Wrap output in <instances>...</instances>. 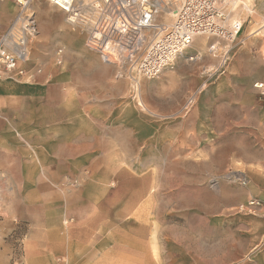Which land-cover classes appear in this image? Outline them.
I'll list each match as a JSON object with an SVG mask.
<instances>
[{
  "label": "rangeland",
  "instance_id": "obj_1",
  "mask_svg": "<svg viewBox=\"0 0 264 264\" xmlns=\"http://www.w3.org/2000/svg\"><path fill=\"white\" fill-rule=\"evenodd\" d=\"M162 1L155 19L169 24L179 0ZM243 1L231 18L255 34L264 1ZM27 9L0 0V31L25 15L35 22L21 61L24 84L43 98L20 116L0 101V264H245L264 251V238L259 246L232 221L260 203L244 196L248 160L232 156L264 144L226 126L230 111L213 124L216 112L197 107L200 90L143 89L180 55L157 78L134 80L125 62L103 63L87 31L49 0ZM198 36L204 51L215 40ZM250 200L258 204L240 208Z\"/></svg>",
  "mask_w": 264,
  "mask_h": 264
},
{
  "label": "built area",
  "instance_id": "obj_2",
  "mask_svg": "<svg viewBox=\"0 0 264 264\" xmlns=\"http://www.w3.org/2000/svg\"><path fill=\"white\" fill-rule=\"evenodd\" d=\"M13 1L24 13L32 0ZM158 1L49 0L67 13L68 19L72 17L71 23L87 31L88 48L97 51L104 62L128 64L134 80L135 74L145 79L157 78L198 35L217 40L210 44V52L219 41L228 45L220 54L218 64L209 72L214 77L223 74L230 61L232 44L242 27L239 20L231 18L238 0H179L169 24L156 22ZM35 29L33 18L25 15L18 28L13 25L0 33V80L24 74L18 62L26 55L29 35ZM253 88L264 95L263 81H256ZM257 204L250 200L240 208Z\"/></svg>",
  "mask_w": 264,
  "mask_h": 264
},
{
  "label": "crops",
  "instance_id": "obj_3",
  "mask_svg": "<svg viewBox=\"0 0 264 264\" xmlns=\"http://www.w3.org/2000/svg\"><path fill=\"white\" fill-rule=\"evenodd\" d=\"M243 2L246 4L248 0ZM249 29V26H242L238 32L230 50L232 58L224 74L214 77L207 71L218 64L220 54L227 49L228 45L225 46L220 41L213 52H210L208 48L204 51L203 45L206 40L196 36L191 46L176 58L174 69L162 72L157 79L143 82V89L165 90V94L168 90L170 93L178 90V94L182 98H185L193 90H200L201 101L198 102L197 107L216 112L211 119L216 122L213 124L217 126L218 119L224 118L220 114L222 110L232 112V115L225 116L227 119L225 125L242 128V141L252 144V146L258 144L260 148L264 144V96H261L253 88V84L256 81L264 82V24L259 25L255 34L253 31L249 32ZM3 31L5 30H1L0 33ZM215 40L212 38L207 43L210 46ZM83 60V71L86 74L84 77L87 76L89 80L91 71L89 56L84 57ZM103 63L106 62L103 61ZM18 67L24 71L23 75L13 79L3 78L0 80V101L12 108L9 110L10 114L16 112L20 116L18 110L23 104L32 105V102L42 101L43 98L42 90L24 84L29 82L23 79L28 73L24 62H18ZM101 68L104 66L101 65ZM86 83L89 85V81ZM15 87L21 90H15ZM69 92L71 96H73L72 93H75L74 90H69ZM17 104L19 108H17ZM34 118L36 121L44 123L46 121V118H40L38 114ZM19 131L21 132V130ZM263 153L264 151L259 149L253 150V152L243 151L241 154L232 156L248 160L245 162L243 170V174L248 180L244 188V196L257 197L260 201L259 205L252 209L255 214L234 216L232 221L243 226L245 228L243 231H246L247 234L251 233L249 239L258 242L259 246L263 243L261 239L264 238V165L261 161ZM245 264H264V251L255 252L254 258Z\"/></svg>",
  "mask_w": 264,
  "mask_h": 264
},
{
  "label": "bare ground",
  "instance_id": "obj_4",
  "mask_svg": "<svg viewBox=\"0 0 264 264\" xmlns=\"http://www.w3.org/2000/svg\"><path fill=\"white\" fill-rule=\"evenodd\" d=\"M175 1V0H174ZM160 3V1H158L157 2V4H156V6L158 5ZM236 4H237V2H236ZM236 4H235V6H236ZM38 8H40L39 6H41V3L39 2L38 4ZM169 5V3H166V2H162V5L161 4H159V7L160 8H164L165 9V7H163V6H167L168 7V9H170L171 10V8L168 6ZM28 10V9H27ZM166 11V10H165ZM64 12V11H63ZM171 14V13H170ZM69 21H70V23H71V20H72V17L71 18H69L68 19ZM256 30V29H255ZM25 59V56L23 57V60ZM139 90V89H138Z\"/></svg>",
  "mask_w": 264,
  "mask_h": 264
}]
</instances>
